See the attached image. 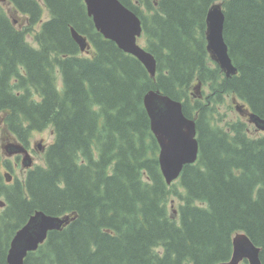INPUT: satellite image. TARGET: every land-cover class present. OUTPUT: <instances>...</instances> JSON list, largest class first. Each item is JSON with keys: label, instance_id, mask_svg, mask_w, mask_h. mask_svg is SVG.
<instances>
[{"label": "trees", "instance_id": "obj_1", "mask_svg": "<svg viewBox=\"0 0 264 264\" xmlns=\"http://www.w3.org/2000/svg\"><path fill=\"white\" fill-rule=\"evenodd\" d=\"M119 1L142 21L154 78L97 31L84 0H6L25 17L20 26L0 3V125L25 147L34 132H54L45 164L10 184L0 150V264L37 211L72 221L25 264H219L231 259L238 233L261 248L264 264V133L244 119L223 124L219 109L229 97L264 118V0ZM216 5L238 70L231 77L207 49ZM149 91L182 102L197 124L199 158L178 186L160 169ZM175 197L178 220L168 206Z\"/></svg>", "mask_w": 264, "mask_h": 264}, {"label": "water", "instance_id": "obj_2", "mask_svg": "<svg viewBox=\"0 0 264 264\" xmlns=\"http://www.w3.org/2000/svg\"><path fill=\"white\" fill-rule=\"evenodd\" d=\"M3 1V0H0ZM40 1V0H36ZM87 13L95 27L105 39L114 42L119 49L137 58L152 78L156 76L157 61L154 55L138 43L143 34L141 19L119 0H84ZM225 13L221 5L214 6L207 15V49L212 59L226 73L227 77L237 75L238 70L229 55L224 38ZM74 41L82 52L90 49L88 39L72 28ZM144 107L150 119L151 130L160 147L159 164L166 183L170 186L178 180L186 165L195 164L199 158L197 124L186 117L183 103L161 94L149 91L144 96ZM236 111L248 118V122L264 132V118H261L245 104H236ZM9 155L24 154L23 166L31 168L33 159L19 144L4 146ZM8 182L13 180L6 173ZM3 205V204H1ZM72 221L70 216L60 217L37 211L13 237L7 255L8 264H25L30 253L43 245L50 232L61 231ZM261 248L257 247L246 233H238L233 238V254L229 261L219 264H262Z\"/></svg>", "mask_w": 264, "mask_h": 264}, {"label": "rangeland", "instance_id": "obj_3", "mask_svg": "<svg viewBox=\"0 0 264 264\" xmlns=\"http://www.w3.org/2000/svg\"><path fill=\"white\" fill-rule=\"evenodd\" d=\"M2 5L4 7V9L6 10V12L8 13V15L15 20L17 25H21L24 24L26 22V19L23 15H20L10 4H8L7 2H2ZM49 17V14L47 11H45V19H47ZM28 40L31 44H35L34 40L31 36H28ZM142 46L144 45L143 42H141ZM206 92H208V90L206 89ZM198 95V94H197ZM228 101V105L225 104H221L219 109L221 110V113L223 115L226 116L225 118V122L223 124H225L227 121L229 120H242L244 119L243 116H241L237 111H236V102L232 101L231 98L228 97V99L226 100V102ZM245 120V119H244ZM251 131L253 132V134L258 135L257 131L255 130L254 126H250ZM260 135V133H259ZM258 135V136H259ZM34 137V138H33ZM33 138V139H32ZM54 140V132H53V128L47 127V129L40 131V132H34L32 137H31V142L29 144V147L33 149V152L31 153V156L33 158V167H35L36 165H44L45 164V153H46V149L48 147L49 144H51ZM16 140L14 138H12L10 136V134L8 133V131L6 130V128L2 125H0V150L3 151L4 146L11 144V143H16ZM35 141V142H34ZM34 142V143H33ZM32 143V144H31ZM4 153V157L5 159L10 160V164H11V175L14 176L15 178H19V179H24V177L27 176V168L23 167L22 165V156L19 158V160H16L12 157H9V155L7 154V152H3ZM7 169L4 168V164H3V172H6ZM175 184L178 186V181L175 182ZM182 190V188H181ZM180 200L175 197V199H170V203L168 204L169 209H170V215L175 219L178 220V214H177V207L179 205ZM3 208V207H2Z\"/></svg>", "mask_w": 264, "mask_h": 264}, {"label": "flooded vegetation", "instance_id": "obj_4", "mask_svg": "<svg viewBox=\"0 0 264 264\" xmlns=\"http://www.w3.org/2000/svg\"><path fill=\"white\" fill-rule=\"evenodd\" d=\"M29 152H30V153L33 152L32 147H31V149L29 150ZM12 156H13V158L16 159V160H19V158L21 157L19 154H15V155H12ZM5 169H7V168H5Z\"/></svg>", "mask_w": 264, "mask_h": 264}, {"label": "bare ground", "instance_id": "obj_5", "mask_svg": "<svg viewBox=\"0 0 264 264\" xmlns=\"http://www.w3.org/2000/svg\"><path fill=\"white\" fill-rule=\"evenodd\" d=\"M33 138H34V137H33ZM33 138H32V139H33ZM34 142H35V141H34ZM34 142H33V143H34ZM31 144H32V143H31Z\"/></svg>", "mask_w": 264, "mask_h": 264}]
</instances>
